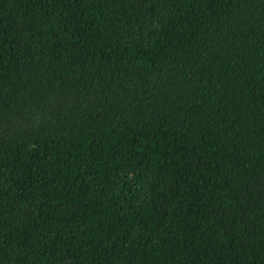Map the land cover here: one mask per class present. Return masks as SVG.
I'll return each mask as SVG.
<instances>
[{
  "label": "trees",
  "instance_id": "trees-1",
  "mask_svg": "<svg viewBox=\"0 0 264 264\" xmlns=\"http://www.w3.org/2000/svg\"><path fill=\"white\" fill-rule=\"evenodd\" d=\"M0 264H264V0H0Z\"/></svg>",
  "mask_w": 264,
  "mask_h": 264
}]
</instances>
